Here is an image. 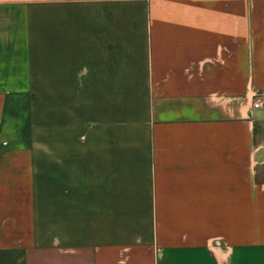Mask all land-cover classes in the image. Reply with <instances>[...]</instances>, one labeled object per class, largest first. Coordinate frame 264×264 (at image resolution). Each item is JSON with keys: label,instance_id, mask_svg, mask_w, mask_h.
<instances>
[{"label": "crops", "instance_id": "crops-1", "mask_svg": "<svg viewBox=\"0 0 264 264\" xmlns=\"http://www.w3.org/2000/svg\"><path fill=\"white\" fill-rule=\"evenodd\" d=\"M0 264H264V0H0Z\"/></svg>", "mask_w": 264, "mask_h": 264}, {"label": "built area", "instance_id": "built-area-1", "mask_svg": "<svg viewBox=\"0 0 264 264\" xmlns=\"http://www.w3.org/2000/svg\"><path fill=\"white\" fill-rule=\"evenodd\" d=\"M261 104H262V100H261L260 98H257V99L254 101V103H253V107H254V108H258V107L261 106Z\"/></svg>", "mask_w": 264, "mask_h": 264}]
</instances>
